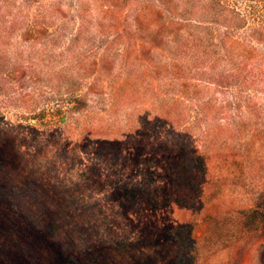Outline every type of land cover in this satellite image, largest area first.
<instances>
[{
    "label": "trees",
    "instance_id": "trees-1",
    "mask_svg": "<svg viewBox=\"0 0 264 264\" xmlns=\"http://www.w3.org/2000/svg\"><path fill=\"white\" fill-rule=\"evenodd\" d=\"M115 1L118 0L107 5L103 1L95 4L99 28H107L102 21L109 16L122 17ZM155 1L156 5H152L151 0L144 3L135 0L140 5L132 7V25L129 23L126 25L128 29L122 27L119 31L125 32L122 52L108 57L122 59L123 70L132 66L131 59H134L140 80L137 88L128 96L123 95L122 92L126 91L123 86L107 88L110 96L108 108L113 112L117 108H131V113L145 114V121L149 120V113H153L151 120L163 126L165 133L176 137L170 142H164L161 134L150 154L145 152L143 155L139 149L124 143L126 133L109 139L110 137L105 138L96 132L92 123L95 115L82 113L88 101L85 95H71L66 102L58 99L57 102H61V105L50 111L39 107L40 103L50 99L43 90L48 85L54 88L59 83L68 82V86H72L69 83L75 76L77 80L93 77L95 84L103 80L102 75L98 74L103 69V59L99 61L101 69L96 72H93V63L89 58H78L73 54L58 71L46 69L44 66L49 67L53 60L46 48L54 47L55 39L52 37L54 34L48 33L45 25V12L42 14L34 11L29 17L30 7L27 2L13 9L7 2L0 0V113L2 108L7 110L11 107L25 113L13 126L4 124L0 127V258H6V233L15 229L17 222L30 221L29 213L20 206L24 188L18 190L12 186L16 179L30 173L33 168L30 160L35 163L34 167L45 170L37 171L38 177L35 173L37 180L42 181L34 192L41 197L36 199L35 204L39 208L47 204L51 194H61L59 189L65 184L63 180L66 175L62 168L78 151L80 155L77 159L80 160L81 167L87 169L79 176L80 184L90 182L108 154L116 157L120 164L130 161L134 164V170L145 167L148 174L144 183H140L139 179L128 184L131 187L126 191L127 187L119 180L113 190L116 193L133 194L135 205H138V196L142 191L149 195L150 209H145V212L141 208L138 212L127 210L122 213L124 223L138 231L132 244L143 242L144 236L141 234L144 233L154 234L155 244L175 242L181 246L177 264L197 260V246L202 238H198L193 230L207 204L219 193V188L211 192L206 187L210 161L224 162V165L218 167L225 171L236 168L237 172L250 173V161L239 154H224L220 150V153L214 151L210 155V151L202 144L204 138L214 137V130L220 127L217 122L222 127L225 124L232 125V130L240 133L239 124H242L245 116H248V121L252 118H264V0ZM85 6L77 3L74 10L78 27L77 35L69 42L71 45L79 39L87 20L89 9ZM57 8L54 5L51 7L52 11L58 13L55 11ZM118 22L113 24L116 31ZM18 26L23 29L20 33H15L13 42L10 43ZM40 83L42 87L38 86ZM129 85L124 87L128 88ZM100 101L103 103L106 100ZM64 102L68 103V112L62 109ZM186 115L194 119L191 126L188 120L184 121ZM2 116L0 114V121L6 122ZM80 118L85 120L80 131L82 137L74 143L67 142L68 138L63 137L62 132L65 134L75 129ZM21 121L25 122V127L27 125L35 132L33 137L38 136L40 143L46 144L44 149L50 147L53 163L38 161L35 150L29 151L23 143L18 144L15 139L17 134L13 133L16 130L15 124H20ZM213 123L216 125H212ZM188 128L197 129L196 135L188 136ZM18 130L17 127L16 131ZM181 131H185V134H179ZM178 142L180 145L176 144ZM81 156L85 159H80ZM46 165H51L52 169ZM225 175L221 170L216 177L225 182ZM149 187L155 189L150 193L146 190ZM158 188L163 194H158ZM16 190L18 192L14 193ZM69 191L61 190L64 195ZM160 197L161 200L158 199ZM131 198L130 196L129 199ZM73 200H79L77 195ZM57 201L60 202L52 200L47 211L56 207ZM119 206L123 208V205ZM177 210L185 211L183 219H169ZM237 215L244 230L253 224L254 217L249 211ZM40 220L42 218L31 219L30 227L35 226V233L42 237L51 231L53 221ZM213 220H216V216H213ZM146 226L160 229L150 230ZM126 242L128 240H121L117 245L121 246ZM33 244L31 241L19 245V256L0 259V264H40L39 257L33 253ZM82 250L77 248L71 252L73 264H93L95 260L92 261L90 255L81 257L83 253H90Z\"/></svg>",
    "mask_w": 264,
    "mask_h": 264
},
{
    "label": "rangeland",
    "instance_id": "rangeland-1",
    "mask_svg": "<svg viewBox=\"0 0 264 264\" xmlns=\"http://www.w3.org/2000/svg\"><path fill=\"white\" fill-rule=\"evenodd\" d=\"M2 1L7 2L8 6L13 9H17L27 2L30 7L29 17L34 11H39L42 14L45 12L44 18L47 19L45 25L48 28V33L50 35L54 34L52 37L55 39L54 47L46 48L49 57L53 59L49 67L44 66L46 69L58 71L66 65L68 57L73 54L78 58L83 56L89 58L88 60L93 63V72H96V70L101 69L99 61L103 59V69L98 73L102 75L103 80H99L95 84L93 77L86 80H77L75 76L71 81L73 84L69 83L72 86H68V82L59 83L54 88L48 85L43 90L50 99L40 103V108L50 111L57 105H61V102H57L58 99H64L66 102V99L70 98L71 95H85L88 101L82 113L95 115L93 117L90 114L93 117L92 123L96 132L101 133L105 138L110 137L109 139L114 138L117 134L126 133L127 137L124 143L139 149L143 155L145 152H147V155L150 154L161 134L164 137V142L171 141L172 138L176 139V137L165 133L166 130L163 126L151 120L154 116L153 113H149V120H147L149 122H147L145 121V114L131 113V108L126 110L117 108L115 112L108 108L110 96L107 88L110 86H123V90L126 91L122 93L128 96L140 83L137 77L138 66L134 59H131L132 66H127L123 70L122 59L120 60L119 57L108 58L111 57V54L115 55L122 52L125 32L119 31L122 27L128 29L126 25L129 23L132 25V10L134 9L132 7L140 5V3H136L135 0L115 1L117 10L122 17L109 16L105 21H102L107 28H99V16L95 4H100L103 1L104 5H107L113 0H97V2L95 0ZM136 1L144 3L146 0ZM77 3L78 5H86L85 7L89 11L86 14L87 20L84 22L79 39L71 45L69 44L70 40L74 35H77L78 26L74 13ZM151 4L156 5V1L151 0ZM53 5L56 8L58 7L55 10L58 13L52 11L51 7ZM0 10L2 12L1 8ZM115 22H118L117 31L113 26ZM21 27L18 26L11 39L14 38L15 33H20L23 29ZM12 42L13 39L10 43ZM64 47L65 49H63ZM36 48L38 49L39 45ZM83 68L86 69L84 66ZM120 74L124 75L120 77ZM128 84L130 85L126 88ZM38 86L42 87L41 83ZM58 90L60 92H54ZM86 91H89V93H86ZM100 92L102 93L101 96ZM100 99L106 101L102 103ZM65 102L62 103V109L64 112H68L66 110L68 103ZM155 104H159V102H155ZM108 109L110 111H107ZM1 111L0 114L3 115L2 118L6 122L0 121V127L4 124L13 126L14 122H19L16 120L22 117L21 115H25L22 110L14 107L7 110L2 108ZM189 116L186 115L184 121L188 120L191 126L194 119H190ZM247 119L248 116H245L242 124H239L240 133L233 131L234 127L232 125L225 124L222 127L217 122L220 127L218 130H214V137L204 138V144L202 145L207 151H210V155L214 151L216 153L223 151L224 154L229 153L231 155L239 154L240 157L250 161L248 163L250 173L237 172L236 168L225 171L218 167L224 165V162L215 163L213 160L210 161L206 187L210 188L211 192L219 188V193L207 204L193 230L198 238H202L197 246V260L185 264H264V118H252L249 121ZM84 125L85 120L81 119L77 122L75 129L69 130L65 134L62 132L61 135L68 138L66 139L67 142L72 141L74 143L75 140L82 137L80 131ZM212 125H216V123ZM15 126L16 130L17 127L19 128L18 131L15 130L13 133L14 135L17 134L15 139L18 144L23 143L29 151L35 150L38 161L44 163L52 161L53 163L54 157L50 147L44 149L46 144L44 142L40 143L38 136L33 137L35 132L31 131L27 125L25 127V122L21 121L20 124H15ZM130 127H132L131 130L128 129ZM196 131L198 130L188 128L187 134L188 136H195ZM179 134H185V131H181ZM176 144L180 145L179 142ZM78 155H80L79 151L62 168L66 171V175L63 180L65 184L59 189L61 194H51L47 204L40 208L36 207L35 204L36 199L41 197L34 194L36 187L42 184V181H38L36 178L39 176V172H36L40 170V167H34L35 163L29 161L33 165L30 173L16 179L12 186L18 190L24 188L21 194L20 206L29 213L30 221L28 223L17 222L16 228L6 233L4 237L6 258L0 259L7 260L14 255L18 257L20 254L19 245L22 246L33 241V253L39 257L40 264H73L71 252L77 248L90 252L89 254L83 253L81 257L90 255L91 260H95L93 264H177L179 261L177 256L180 257L181 246L175 242L155 244V235L144 233L141 234V236H144L143 242L136 245L132 244L138 231L124 223L122 213L127 210L138 212L139 209L143 208L142 212H145V209H150L149 195L142 191L138 196V205H135L133 204L135 202L133 194L116 193L113 190L115 189L114 185L119 180L122 184H125L124 187H127L126 191H129L131 187L128 184H132L139 179L140 183H144L148 174L144 170L145 167H137L134 170V164L130 161H123L120 164L116 161V157L108 154L104 158L105 161H102L103 164L97 169L96 175L91 174L92 177L90 182L87 183L88 185L85 183L80 184L81 178L79 176L87 169L84 170L81 167L80 160L77 159ZM80 159H85V157L81 156ZM24 162L22 163L24 164ZM46 166L50 170L52 169L51 165ZM221 170L223 174H226L227 179L225 182L216 177L219 172L221 173ZM40 171L44 172L45 170L41 168ZM45 189L49 190L47 187ZM153 189L155 188H146L150 193ZM61 190L63 192L70 191L64 195ZM157 190L159 195L163 194L160 188ZM17 192L16 190L14 193ZM76 195L79 200H73ZM130 196L131 199H129ZM158 199L161 200L162 197ZM52 200H60V202L57 201L56 207H51L49 212L47 207ZM119 205H123V208ZM244 211H249L250 215L254 217L253 224L248 225L246 230L243 229L244 225L242 226V222L237 218V214ZM184 214V210H177L173 213V216L170 215L169 219L171 217L174 220L176 218L183 219ZM213 216L214 218L216 216V220H213ZM41 218V222L53 221L51 231L42 237L35 233V226L30 227L31 219L38 220ZM238 220L240 224H238ZM215 222H217L216 225ZM146 229L158 230L160 227L151 228L146 226ZM214 239L217 240L214 241ZM121 240H128V242L121 246L117 245Z\"/></svg>",
    "mask_w": 264,
    "mask_h": 264
}]
</instances>
